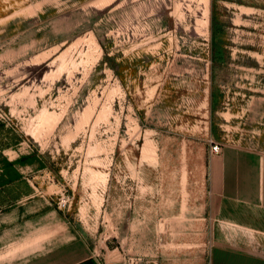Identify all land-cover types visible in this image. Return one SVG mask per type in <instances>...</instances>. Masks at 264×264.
Listing matches in <instances>:
<instances>
[{"label":"rangeland","instance_id":"rangeland-1","mask_svg":"<svg viewBox=\"0 0 264 264\" xmlns=\"http://www.w3.org/2000/svg\"><path fill=\"white\" fill-rule=\"evenodd\" d=\"M216 144L264 152V0H0V264H208Z\"/></svg>","mask_w":264,"mask_h":264},{"label":"crops","instance_id":"crops-1","mask_svg":"<svg viewBox=\"0 0 264 264\" xmlns=\"http://www.w3.org/2000/svg\"><path fill=\"white\" fill-rule=\"evenodd\" d=\"M208 185V264H264V152L222 149L210 164ZM21 260L18 264H100L101 257L80 241Z\"/></svg>","mask_w":264,"mask_h":264},{"label":"built area","instance_id":"built-area-1","mask_svg":"<svg viewBox=\"0 0 264 264\" xmlns=\"http://www.w3.org/2000/svg\"><path fill=\"white\" fill-rule=\"evenodd\" d=\"M213 152H219L220 148L216 144L213 146ZM100 264H127L126 261L123 260H116V259H108L104 256H101Z\"/></svg>","mask_w":264,"mask_h":264}]
</instances>
